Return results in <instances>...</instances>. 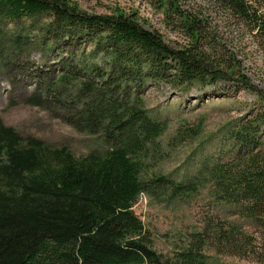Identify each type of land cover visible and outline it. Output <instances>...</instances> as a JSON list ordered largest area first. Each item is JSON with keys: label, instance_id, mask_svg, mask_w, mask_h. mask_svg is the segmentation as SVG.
I'll return each instance as SVG.
<instances>
[{"label": "trees", "instance_id": "1", "mask_svg": "<svg viewBox=\"0 0 264 264\" xmlns=\"http://www.w3.org/2000/svg\"><path fill=\"white\" fill-rule=\"evenodd\" d=\"M150 1L168 18L178 16L189 44L170 46L135 12L121 8L92 15L70 0H0V47L3 38L16 37L18 51L22 35L15 32L40 21V28H28L33 35L41 29L34 36L42 50L63 52L45 95L39 88L26 102L72 109L68 119L90 130L99 125L107 145L77 157L67 147L23 137L0 117V264H213L208 251L264 264L260 126L239 124L228 139L231 150L189 180L149 171V148L168 126L145 108L143 89L156 83L189 93L231 78L237 68L234 59L219 57L205 19L183 11L180 0ZM211 1L264 50V0ZM239 80L253 89L246 75ZM259 97L264 103V91ZM157 188L169 204L199 199L208 208L202 226L166 257L154 249L151 232L134 211L144 192ZM224 210L257 230L222 218Z\"/></svg>", "mask_w": 264, "mask_h": 264}, {"label": "rangeland", "instance_id": "2", "mask_svg": "<svg viewBox=\"0 0 264 264\" xmlns=\"http://www.w3.org/2000/svg\"><path fill=\"white\" fill-rule=\"evenodd\" d=\"M92 15H112L117 8L126 13L135 12L147 29L158 31L166 43L174 48L189 44L188 30L177 15L168 18L150 0H70ZM211 0H180L179 6L189 15H197L213 28L220 58L234 59V75L214 83L194 86L189 93L173 90L169 86L149 83L141 95L150 114L167 123V131L150 146L148 167L150 173L167 174L174 180H189L211 158L229 152L230 133L240 124L260 126L257 143L264 146V103L259 97L264 91V50L249 30L234 19L224 17ZM30 25L16 31L22 35L18 51L17 38H3L0 47V117L5 125L16 129L23 137L41 139L53 148L67 147L77 157L107 148L102 129H93L83 122H72L68 113L72 109L60 104L47 103L36 107L26 99L40 88L45 95L47 81L56 65H60L62 49L55 52L42 50L41 43L29 31L43 23ZM29 27V28H28ZM42 37V36H41ZM40 37V38H41ZM209 42H211L209 40ZM15 45V47H14ZM246 75L253 89H244L239 75ZM61 96V95H60ZM63 97V96H62ZM89 127V128H88ZM97 127V128H95ZM223 152V153H222ZM135 213L142 219L153 237V247L162 256H170L184 243L191 233L203 224L207 216L206 204L201 208L199 199L192 204L180 201L169 204L160 197V189L144 192ZM220 216L250 232L257 228L224 210ZM213 264H256L228 255L208 251Z\"/></svg>", "mask_w": 264, "mask_h": 264}]
</instances>
